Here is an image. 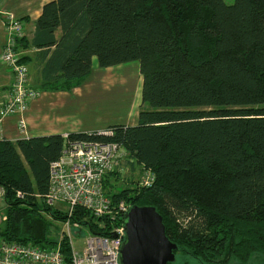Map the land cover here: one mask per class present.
<instances>
[{
	"label": "trees",
	"instance_id": "obj_1",
	"mask_svg": "<svg viewBox=\"0 0 264 264\" xmlns=\"http://www.w3.org/2000/svg\"><path fill=\"white\" fill-rule=\"evenodd\" d=\"M17 51L54 91L80 87L95 59L102 69L139 62L149 109L138 124L68 140L119 144L133 171L154 174L149 188L114 192L115 171L104 189L116 203L156 208L178 246L171 264L264 257V0H54ZM64 143L60 135L0 141V240L57 246L51 220L68 217L43 197ZM73 219L96 234L110 229L82 209Z\"/></svg>",
	"mask_w": 264,
	"mask_h": 264
},
{
	"label": "built area",
	"instance_id": "obj_2",
	"mask_svg": "<svg viewBox=\"0 0 264 264\" xmlns=\"http://www.w3.org/2000/svg\"><path fill=\"white\" fill-rule=\"evenodd\" d=\"M5 31L7 39L0 62L11 70L14 81L10 96L0 106V141L4 140V120L13 115H23L30 103L41 96L39 90L29 86V68L21 62V54L17 51L18 41L25 36L24 22L8 14L5 16ZM19 126L24 132L26 123L23 118ZM98 134L111 136L113 132L107 130ZM68 137L64 136L61 157L51 165L49 191L43 197L47 207L55 209L60 203L69 206L63 231L68 253L63 249L62 238L50 250L0 240V264H122L121 250L126 237L122 220L131 208L124 201L116 203L106 195L104 180L120 168L127 152L116 143L70 141ZM155 180L154 174L145 170L140 187L149 188ZM18 195L22 197L20 193ZM4 199L5 190L0 185V200ZM78 209L88 211L96 220H110V229L104 228V234L93 233L90 229L91 235L81 253L74 250L71 239L73 230L84 228L73 219Z\"/></svg>",
	"mask_w": 264,
	"mask_h": 264
},
{
	"label": "crops",
	"instance_id": "obj_3",
	"mask_svg": "<svg viewBox=\"0 0 264 264\" xmlns=\"http://www.w3.org/2000/svg\"><path fill=\"white\" fill-rule=\"evenodd\" d=\"M54 0H0V55L5 46V16L11 14L24 22L25 36L32 37L35 23L43 7ZM29 50L27 54L33 55ZM97 60H94L91 75L80 86L71 91H54L44 88L35 76L33 66H29V86L41 92V96L32 101L23 115H13L3 122L4 140L16 142L24 139L70 134L102 133L116 125L135 126L139 122V110H130L118 124L106 123L110 118L97 114V76L90 82V77L97 73ZM14 75L0 62V106L10 96ZM143 82V81H142ZM142 94V92H141ZM142 97V96H141ZM25 120L26 129L21 131L19 122Z\"/></svg>",
	"mask_w": 264,
	"mask_h": 264
},
{
	"label": "rangeland",
	"instance_id": "obj_4",
	"mask_svg": "<svg viewBox=\"0 0 264 264\" xmlns=\"http://www.w3.org/2000/svg\"><path fill=\"white\" fill-rule=\"evenodd\" d=\"M139 62H131L128 64L102 69L97 65V73L90 77V82H93L97 76V114L98 116L110 118L106 123L118 124L123 121L125 116L129 114L132 107L137 108V112L145 109H149V106L142 104V77L140 75ZM116 176L109 178L110 184L115 185L114 192L120 191L125 187H140V182L144 176V171L136 170L133 171L127 162V156L122 160L120 168L116 170ZM105 190V189H104ZM130 208V206L127 204ZM6 202L0 200V231L4 227V219L6 216ZM55 209L62 211L67 214L69 206L60 203L56 205ZM50 220V219H49ZM67 221V220H66ZM64 222H53L52 236L57 240H60L64 235L65 230ZM77 234V235H76ZM91 235L90 229L84 225V228L79 231H74L71 234L73 248L76 252L81 253L84 248L86 241ZM200 264L195 260L189 258H182L176 264ZM230 264H243L238 261H233ZM248 264H264L263 256H254Z\"/></svg>",
	"mask_w": 264,
	"mask_h": 264
},
{
	"label": "water",
	"instance_id": "obj_5",
	"mask_svg": "<svg viewBox=\"0 0 264 264\" xmlns=\"http://www.w3.org/2000/svg\"><path fill=\"white\" fill-rule=\"evenodd\" d=\"M122 264H171L177 244L166 235L163 217L152 206H133L125 220Z\"/></svg>",
	"mask_w": 264,
	"mask_h": 264
}]
</instances>
